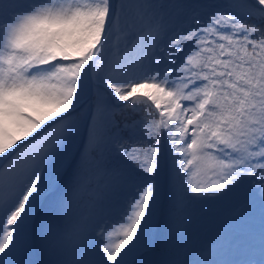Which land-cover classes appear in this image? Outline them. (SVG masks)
<instances>
[{
	"label": "snow or ice",
	"instance_id": "obj_1",
	"mask_svg": "<svg viewBox=\"0 0 264 264\" xmlns=\"http://www.w3.org/2000/svg\"><path fill=\"white\" fill-rule=\"evenodd\" d=\"M0 264H264V0H0Z\"/></svg>",
	"mask_w": 264,
	"mask_h": 264
}]
</instances>
